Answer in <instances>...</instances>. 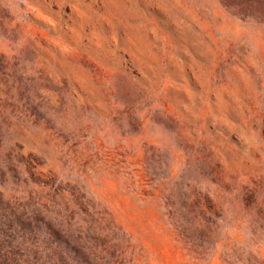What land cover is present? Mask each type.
Listing matches in <instances>:
<instances>
[{"label":"rangeland","instance_id":"rangeland-1","mask_svg":"<svg viewBox=\"0 0 264 264\" xmlns=\"http://www.w3.org/2000/svg\"><path fill=\"white\" fill-rule=\"evenodd\" d=\"M0 264H264V0H0Z\"/></svg>","mask_w":264,"mask_h":264}]
</instances>
